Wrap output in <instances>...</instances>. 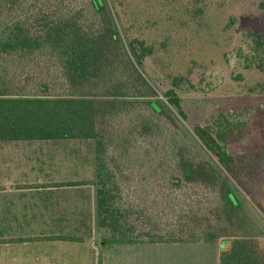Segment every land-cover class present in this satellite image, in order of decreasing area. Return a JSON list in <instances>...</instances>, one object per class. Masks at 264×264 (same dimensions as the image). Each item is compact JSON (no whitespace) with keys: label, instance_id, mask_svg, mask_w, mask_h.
Returning <instances> with one entry per match:
<instances>
[{"label":"trees","instance_id":"obj_1","mask_svg":"<svg viewBox=\"0 0 264 264\" xmlns=\"http://www.w3.org/2000/svg\"><path fill=\"white\" fill-rule=\"evenodd\" d=\"M182 3L179 12L207 26L210 0H0V145L88 147L94 178L67 186L95 188L105 249L195 247L210 249L216 264H264V157L231 154L245 133L222 115L189 129L184 78L161 91L145 70L170 39L157 47L151 31L174 33L162 14ZM253 36L263 46L262 34Z\"/></svg>","mask_w":264,"mask_h":264},{"label":"rangeland","instance_id":"obj_2","mask_svg":"<svg viewBox=\"0 0 264 264\" xmlns=\"http://www.w3.org/2000/svg\"><path fill=\"white\" fill-rule=\"evenodd\" d=\"M184 4L176 12L167 9V13L162 14L164 24L173 20L170 23H173L171 28L174 33H163L162 25L151 31L148 42L152 41L157 47L158 42L162 43L165 37L170 39L167 46L158 50L145 63L147 76L161 91L171 89L175 77H183L184 82L178 92L183 101V109L188 115L186 126L190 129L196 124L212 125L222 115L233 125L241 126L245 133L241 141L230 142L228 151L233 155H252L262 162L264 0H210L205 14L206 27L179 12ZM141 8L137 4V22L132 29L133 35L139 36V30L144 26ZM178 25L181 29H178ZM254 33L262 34L263 46L258 47ZM144 36L147 37V34ZM75 146L77 144L71 147L67 144L39 143L25 154L30 156L42 177L47 171L52 175L56 171V177L67 172L74 179H80L78 181L93 179L95 170L92 151L88 147ZM74 151L79 154L74 155ZM84 154L87 155L86 160L81 158ZM77 191L89 193L92 188ZM94 235L88 243L98 251L101 264H216L210 249L137 245L108 250L102 247V240L107 234L102 231L95 232ZM38 249L27 247L23 264H35L37 256L54 253L53 247L42 251ZM87 249L91 254V248L89 250L86 245L81 252L84 253ZM220 249H224V246ZM65 251L61 248L58 253L65 255ZM20 260L21 258L17 261L11 258L10 264H17Z\"/></svg>","mask_w":264,"mask_h":264},{"label":"crops","instance_id":"obj_3","mask_svg":"<svg viewBox=\"0 0 264 264\" xmlns=\"http://www.w3.org/2000/svg\"><path fill=\"white\" fill-rule=\"evenodd\" d=\"M33 146L0 145V264H10L11 258L16 261L21 258L17 264H23L25 249L29 246L39 248L38 251L54 248L51 255L37 256L35 264H99L101 257L98 251L88 243L91 239L84 243L9 242L11 238L58 236L71 232L70 236L85 237L90 233L93 238L98 232L95 188L87 186L92 191L82 193L77 190L86 187L67 186L80 180L67 172L56 177V171L52 172L53 175L47 171L42 177L30 156L25 154ZM55 183L62 186H50ZM85 245L89 250L91 248V254L88 249L81 252ZM61 248L66 250L65 255L58 253Z\"/></svg>","mask_w":264,"mask_h":264}]
</instances>
